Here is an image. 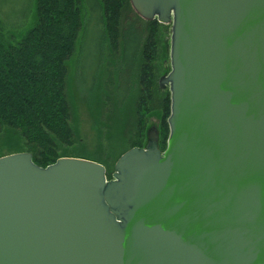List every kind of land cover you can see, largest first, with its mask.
<instances>
[{"label": "water", "instance_id": "obj_1", "mask_svg": "<svg viewBox=\"0 0 264 264\" xmlns=\"http://www.w3.org/2000/svg\"><path fill=\"white\" fill-rule=\"evenodd\" d=\"M128 2L168 26L165 147L0 156V264H264V0Z\"/></svg>", "mask_w": 264, "mask_h": 264}, {"label": "trees", "instance_id": "obj_2", "mask_svg": "<svg viewBox=\"0 0 264 264\" xmlns=\"http://www.w3.org/2000/svg\"><path fill=\"white\" fill-rule=\"evenodd\" d=\"M87 1L31 0V20L25 28L26 21L17 22L0 8V156L27 152L39 167L60 157L83 158L101 164L110 178L112 165L124 151L144 146L148 118L157 120L158 150L165 147L169 94L156 86L151 63L158 46L167 53L169 33L168 26L136 14L122 24L123 15L131 10L128 0H91L99 33L97 53L87 70V107L95 120L106 107L105 119L113 126L124 118L131 121L128 146L107 167L105 161L81 155L73 146L66 94L67 62L76 49L81 54L85 42L82 34L78 36L84 29ZM105 64L112 70L101 84ZM101 85L110 91L104 92ZM99 90L103 92L97 95ZM154 93L158 96L152 104Z\"/></svg>", "mask_w": 264, "mask_h": 264}, {"label": "rangeland", "instance_id": "obj_3", "mask_svg": "<svg viewBox=\"0 0 264 264\" xmlns=\"http://www.w3.org/2000/svg\"><path fill=\"white\" fill-rule=\"evenodd\" d=\"M30 3L31 0H0V8L2 7L1 10L5 14H8L12 18H16L17 22L26 21L27 23L24 26L25 28L28 26L31 20V15L29 13ZM88 4H90L88 5L89 7L84 8L83 11V19L85 23L84 29L78 36L81 38L82 34V38L85 40L83 43L84 46L81 50L82 52L78 55L80 52H78L76 49V52L73 53L67 62L68 73L66 78V94L71 112L70 124L72 126L74 135L73 146L81 155L91 157L92 159L105 161L106 166L111 167V162L117 157L118 153L128 146V143L131 139L128 132L131 121H126V118H124L119 123V126L117 124L113 126L105 119V110L107 109L106 107L96 120L90 109L87 107L85 100L88 80L87 70L92 65V57H94L95 53H97L99 33L96 9L91 3V0H89ZM134 14L135 13L132 11V9L127 11L126 14L123 15L122 24L126 19L134 16ZM2 19L4 23H8L5 18ZM6 36L7 33H5V37ZM160 36L162 39L166 38L164 33H162V35L160 34ZM165 58L166 54H164L162 46L160 45L157 47L156 56L151 63V65L154 67L153 71H156L154 75L155 82L157 74H160L161 72V64ZM111 70L112 69L107 64H105L103 69L105 73L102 72L100 76L101 84L103 83L105 77L108 78L107 74H109ZM101 87H105V90H103L104 92L107 90L110 91V89H108L105 85H101ZM103 91L99 90L97 95ZM157 96L158 94L156 93L152 94V104H155ZM125 106L127 107L126 112H130V103ZM108 109H110V106ZM154 109L156 110L157 108L154 106ZM108 124L110 126H108ZM153 124H157V120H155L154 117L148 118L146 121V128Z\"/></svg>", "mask_w": 264, "mask_h": 264}, {"label": "flooded vegetation", "instance_id": "obj_4", "mask_svg": "<svg viewBox=\"0 0 264 264\" xmlns=\"http://www.w3.org/2000/svg\"><path fill=\"white\" fill-rule=\"evenodd\" d=\"M168 41H169V36H168ZM160 74H157V77H156V86L159 88V90L162 91V93L164 92H168V86L167 85H163L162 87L159 85V79L161 77H164L166 76V74L168 73L169 71V63H168V47H167V53H166V58L163 60L162 64H161V69H160ZM119 74H121L122 72H118ZM156 73V71H155ZM156 125V124H155ZM155 125H150L149 127L146 128V131L151 127L153 126L155 128ZM156 129V128H155ZM145 131V133H146ZM143 147V146H142Z\"/></svg>", "mask_w": 264, "mask_h": 264}]
</instances>
